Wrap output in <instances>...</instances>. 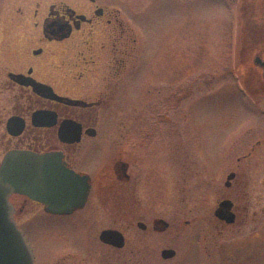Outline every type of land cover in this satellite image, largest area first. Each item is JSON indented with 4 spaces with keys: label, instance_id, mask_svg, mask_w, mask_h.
<instances>
[{
    "label": "flooded vegetation",
    "instance_id": "flooded-vegetation-1",
    "mask_svg": "<svg viewBox=\"0 0 264 264\" xmlns=\"http://www.w3.org/2000/svg\"><path fill=\"white\" fill-rule=\"evenodd\" d=\"M134 1L22 0L11 8L0 5V167L14 150L57 153L74 171L90 177L86 203L67 213L50 211L44 202L27 194L10 196L19 227L42 215L45 222L48 218L75 217L79 233L90 229L93 246L86 243L82 253H58L44 264H87L95 247L120 256L124 262L118 264H130L132 257L158 255L141 249L135 233L136 228L166 231L162 216L145 218L146 213L158 211L146 204V196L153 197L160 208L163 196L177 193L176 163L171 158L168 176L163 157L167 145L152 140V134L161 128L157 122L176 133L178 84L173 75L162 76L156 60H144L143 37L130 19V15L136 18L140 13L135 9L130 12ZM191 1L181 0L182 4ZM235 1L238 35L250 34L252 28L264 32V0ZM256 53L264 59L261 49ZM255 66L264 82L263 68ZM145 69L153 74L146 75ZM119 101L125 118L122 151L108 145L105 133H112L113 125L109 120L104 124L102 119L118 111ZM148 115L156 117V126L146 129L147 124L141 125L140 119ZM232 172L226 187L233 195L222 199L233 202L236 220L232 224L245 223L249 213L247 183L238 168ZM92 201L96 203L90 204ZM97 208L109 214L111 224L99 228ZM104 229L120 231L124 244L103 241L100 234ZM24 235L36 264H42ZM164 249L174 248L161 250L164 260L177 254L164 258ZM74 255L81 258L79 262L69 261Z\"/></svg>",
    "mask_w": 264,
    "mask_h": 264
},
{
    "label": "rangeland",
    "instance_id": "rangeland-1",
    "mask_svg": "<svg viewBox=\"0 0 264 264\" xmlns=\"http://www.w3.org/2000/svg\"><path fill=\"white\" fill-rule=\"evenodd\" d=\"M17 1L22 0H0V5L11 8ZM132 9L140 12L130 19L143 37L144 60L151 57L162 67L164 78H176L179 101L176 133L157 122L161 128L152 134V140L167 145L163 157L168 176L171 158L176 163L177 193L163 196L160 208L153 197L148 195L145 200L158 209L146 213L145 218L160 215L169 227L161 233L136 228L140 248L158 255L132 257L130 264H264V83L256 82L259 73L252 67L256 52L261 49L264 53L263 29L252 28L250 34L238 35L235 0H192L189 4L135 0L130 12ZM145 73L153 74L151 70ZM119 105L118 111L102 119L113 125L112 133H105L108 145L122 151L125 118L122 101ZM155 119L148 115L140 123L148 129L156 126ZM134 128L136 136L138 122ZM236 168L247 183L249 213L245 223L225 225L215 210L223 196L233 195L225 182ZM98 211L99 228L111 224L109 214ZM47 220L41 215L20 224L39 263L58 253H82L86 243L95 244L88 227L78 232L75 217ZM165 247L174 248L176 256L164 260L160 253ZM91 253L87 264L124 262L100 247ZM80 259L74 255L69 261Z\"/></svg>",
    "mask_w": 264,
    "mask_h": 264
},
{
    "label": "water",
    "instance_id": "water-1",
    "mask_svg": "<svg viewBox=\"0 0 264 264\" xmlns=\"http://www.w3.org/2000/svg\"><path fill=\"white\" fill-rule=\"evenodd\" d=\"M255 63L263 68L264 73V59L260 54L256 53L253 59L252 67L256 69ZM256 70L260 76V71ZM255 80L262 82L259 77ZM232 176L234 173L227 179ZM89 190L90 177L74 171L57 153L9 152L0 167V264H36L24 233L14 219L15 209L10 201L13 193L27 194L42 201L50 211L67 213L86 203ZM232 207L233 202L224 199L217 206L215 215L233 223L235 213ZM162 222L163 229H166L168 223ZM100 238L116 246L124 244L122 233L115 229H104ZM175 253L174 249H164L162 256L170 258Z\"/></svg>",
    "mask_w": 264,
    "mask_h": 264
}]
</instances>
